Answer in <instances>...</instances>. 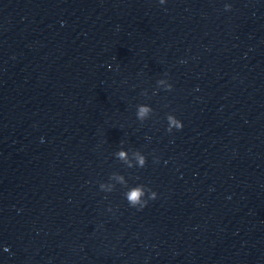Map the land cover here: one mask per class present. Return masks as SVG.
I'll use <instances>...</instances> for the list:
<instances>
[{"label":"clouds","instance_id":"obj_1","mask_svg":"<svg viewBox=\"0 0 264 264\" xmlns=\"http://www.w3.org/2000/svg\"><path fill=\"white\" fill-rule=\"evenodd\" d=\"M160 4H164L165 0H159ZM225 10H231V5L230 4H226L225 5ZM158 84H162L164 83L163 80H158L157 81ZM167 91H171L172 90V85L168 84L167 86ZM153 111V109L150 106L147 105H139L136 111V116L137 119H139L140 121H144L147 119L149 113H151ZM166 120H167V132L171 133L173 131V129L175 130H181L183 128V123L182 121H180L179 119L176 118L175 115L173 114H168L166 116ZM118 157L122 160H126L127 159V153L125 151H120L118 152ZM136 158L138 161V165L140 168H143L146 164V157L140 155L139 153H136ZM129 167H131V164H129ZM111 178H114L116 180H118L121 184H124V179L123 176L120 175H116L113 174V176ZM100 188L103 190L105 188V185L101 184ZM147 187L143 184H138L135 185L131 188H129L125 193L124 196L128 202V204L133 207V208H137V209H143L144 207L147 206L148 201L149 200H155L157 198V193L153 190H151L150 188H147V192L145 191ZM113 189L111 187H109L107 189L108 192H111ZM147 197V198H146ZM7 250V249H5Z\"/></svg>","mask_w":264,"mask_h":264}]
</instances>
